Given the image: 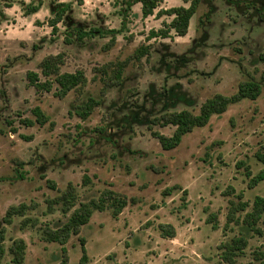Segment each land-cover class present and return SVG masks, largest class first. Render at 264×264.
Returning <instances> with one entry per match:
<instances>
[{"label":"rangeland","instance_id":"obj_1","mask_svg":"<svg viewBox=\"0 0 264 264\" xmlns=\"http://www.w3.org/2000/svg\"><path fill=\"white\" fill-rule=\"evenodd\" d=\"M179 6L188 5L163 0L144 19L135 0H0L2 264H11L8 250L16 239L27 243L25 264H60L63 247L46 241L45 231L108 190L126 196L128 206L119 216L110 207L95 211L65 246L68 264H80L81 239L88 264H229L222 245L241 236L249 244L235 264H258L254 252L263 238L236 222L226 226L231 203H249L235 216L242 222L256 197H264V181L251 188L246 176L247 166L253 176L264 171L258 158L264 156V0H203L186 37L148 42L152 30L173 19L158 12ZM63 7L68 12L54 36L49 23ZM80 32L88 34L84 42L77 40ZM141 45L152 50L137 62L133 55ZM58 55L61 72L81 70L88 81L65 98L56 95L57 85L39 93L27 79L29 72L41 74L44 59ZM127 60L117 81L116 65ZM248 81L262 86L257 100L232 105L178 148L165 151L153 137L152 130L175 132L172 126L151 129L153 119L184 110L198 114L208 99L232 96ZM89 99L101 105L85 120L80 114ZM36 107L49 122L22 124L35 121ZM70 184L78 201L64 214L50 202ZM175 186L182 190L163 194ZM19 205L30 208L27 214L5 224L9 208ZM211 215L217 229L208 223ZM162 226H172L175 237L165 238Z\"/></svg>","mask_w":264,"mask_h":264},{"label":"trees","instance_id":"obj_2","mask_svg":"<svg viewBox=\"0 0 264 264\" xmlns=\"http://www.w3.org/2000/svg\"><path fill=\"white\" fill-rule=\"evenodd\" d=\"M6 1V0H4ZM185 5L174 7L168 10H161L158 12L157 17L162 18L163 16L172 17L170 23H164V27L160 30H152L147 41L150 42L154 39H169L173 35L177 37H186L189 33L191 21L197 14L203 0H182ZM137 4L141 5L142 16L147 19L156 14L163 0H135ZM38 11V9H34ZM68 12L67 7L61 8L50 20V26L52 28V34L56 36L59 32V24L65 18ZM31 14V13H29ZM264 16V15H263ZM264 18V17H263ZM95 31L92 30L90 34H94ZM88 36L86 32H80L77 34V40L79 42H84L85 38ZM116 40L113 39V43ZM152 50V45H141L138 47L133 55V59L137 62L142 61L144 58L149 57ZM261 61L264 62V54L260 56ZM127 60L124 63L116 65V75L117 81H120L123 76ZM64 60L61 55L52 56L44 59L40 65L41 74L36 72H29L27 74V79L29 84L34 87L39 93L51 92L54 86L57 85L56 95L60 98H65L69 93L78 89L81 86L87 84V77L84 71L78 70L74 73H63L61 72V66ZM44 78V79H43ZM264 80V76H263ZM262 94L261 84L248 81L243 82L239 85L237 93L232 96H225L217 94L214 97L208 99L200 108L198 114H194L188 110L181 112H175L157 117L152 120V128L156 126L175 128V132L172 136H165L159 132L152 130V135L161 144L165 151H172L178 148L184 137L192 133L197 128L206 127L214 116H222L225 114L232 105L238 104L244 100H257ZM101 105L100 101L95 99H89L84 106L83 112L80 116L83 119H88L94 113L95 109ZM33 115L35 116V121L25 119L22 124L32 127L35 124L41 126L46 125L49 122V118L42 111L40 107H36L33 110ZM260 160L264 161V156L258 155ZM244 166V163H239L238 167ZM246 176L250 179L249 186L251 188L256 187L258 184L264 181V171L258 175L253 176V173L249 166L246 167ZM89 179L84 178V183L87 184ZM52 188H56V185L52 182H48ZM181 189L179 186H175L164 191L165 196L171 195L174 190ZM182 190V189H181ZM187 195V191H184V196ZM78 201V194L75 187L70 184L63 194L50 202V204L60 205L61 210L64 214L70 213L75 209ZM129 199L126 196L119 195L113 191H106L100 200H92L87 203L80 204V207L75 209L73 214L69 217L67 222L56 230L47 229L44 233V239L51 243L60 244L63 249L62 252L65 255L63 261L60 264H68V258L66 257L65 246L69 242L73 235H79L80 229L86 226L91 221V218L95 211L103 212L107 208H112L114 210V216H119L123 210L128 206ZM249 203L239 202L238 204L231 203L230 212L228 215V224L236 222L237 224H242V226L248 232H253L254 234L260 236L264 240V197H256L251 211H248L240 222V219H235L238 212H246L249 208ZM29 207L26 205L12 206L6 213L3 222L7 225L12 224L13 219L17 216L23 217L29 211ZM216 217L211 215L208 219V223L213 224V228H218V223ZM28 220H25L22 226H27ZM162 234L165 238L175 237V229L172 226L166 227L162 226ZM6 229L3 228L0 231V264L7 253L3 246L5 241ZM249 241L246 237L241 236L237 239H233L231 242L224 243L222 245L223 254L222 258L225 262L229 264H235V258L243 253L244 249L247 248ZM82 245V257L80 259V264H88L89 257L86 249V243L84 239H81ZM11 256V264H25L26 253H27V243L24 239H16L13 241L11 247L8 250ZM255 261L258 264H264V245L254 252Z\"/></svg>","mask_w":264,"mask_h":264}]
</instances>
